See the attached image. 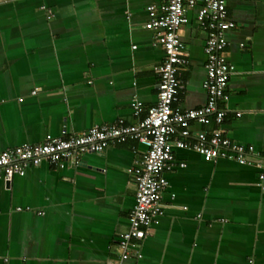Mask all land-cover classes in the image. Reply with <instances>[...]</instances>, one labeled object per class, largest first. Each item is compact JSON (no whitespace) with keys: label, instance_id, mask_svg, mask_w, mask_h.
Instances as JSON below:
<instances>
[{"label":"crops","instance_id":"1","mask_svg":"<svg viewBox=\"0 0 264 264\" xmlns=\"http://www.w3.org/2000/svg\"><path fill=\"white\" fill-rule=\"evenodd\" d=\"M201 2L179 32L188 54L178 72L182 111L207 103V32L196 20ZM161 3L0 0V152L42 144L62 130L77 135L119 121L137 125L157 103V68L165 55L152 46L156 32L145 24L147 7ZM226 10L235 27L223 52L234 66L221 105L225 121L192 122L191 138L177 133L173 140L192 142L219 129L264 156V0H226ZM136 102L143 108L137 117ZM145 152L134 139L113 141L78 164L29 166L11 182L0 175V264H264L260 159L206 162L178 148L175 167L165 174L159 223L122 260L118 241L130 229L137 191L128 170Z\"/></svg>","mask_w":264,"mask_h":264},{"label":"built area","instance_id":"2","mask_svg":"<svg viewBox=\"0 0 264 264\" xmlns=\"http://www.w3.org/2000/svg\"><path fill=\"white\" fill-rule=\"evenodd\" d=\"M199 1L162 0L158 6L147 7L145 28L156 32L152 46H160L165 58L157 68V103L146 111L137 125H124L119 121L95 126L77 135L62 130L60 137L47 136L42 144H26L0 152V175L11 182L15 177H23L29 166L48 163L64 168L68 164H78L85 154H102L113 141L134 139L143 145L146 152L142 161L128 170L137 191L135 205L129 214L130 229L118 241L122 260L130 258L131 251L135 252L138 248L136 242L144 239L148 229L159 223L164 209V193L169 188L165 174L175 167L173 148L193 150L206 162L226 159L246 165L250 164L249 157H256L252 147L230 142L219 129L210 134L200 132L192 142L173 140L177 133L183 139L191 138L189 126L192 122L204 126L213 122L221 126L227 115L221 105L228 98L226 89L234 66L226 60L223 52L229 46L226 35L235 24L228 19L226 0H202L196 15L200 28L207 32L204 44L206 80L203 83L207 103L196 110L182 111L176 107L178 95L183 89L178 72L184 70L188 63V54L184 51L179 32L188 23L187 12L194 10ZM142 112V104L134 103L133 115L137 117ZM256 158L260 159L257 167L264 171V156ZM178 166L183 168L184 164Z\"/></svg>","mask_w":264,"mask_h":264}]
</instances>
